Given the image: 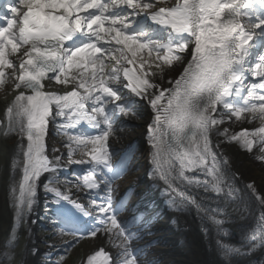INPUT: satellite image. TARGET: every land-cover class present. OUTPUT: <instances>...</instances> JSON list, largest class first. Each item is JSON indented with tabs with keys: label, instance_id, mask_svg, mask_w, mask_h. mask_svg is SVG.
<instances>
[{
	"label": "snow or ice",
	"instance_id": "1",
	"mask_svg": "<svg viewBox=\"0 0 264 264\" xmlns=\"http://www.w3.org/2000/svg\"><path fill=\"white\" fill-rule=\"evenodd\" d=\"M45 81L66 90L47 91ZM9 83L0 116L9 264L41 184L54 195L61 236H105L118 249L113 256L102 244L83 264H145L133 248L140 230L119 220L125 205L114 198L130 157L107 146L123 118L145 115L141 104L151 109L150 175L171 205L193 206L215 227L223 264L264 252V193L254 183L239 188L223 152L236 144L264 164V0H0V90ZM85 122L98 133L82 131ZM244 123L253 127L234 130ZM57 136L66 153L49 149ZM72 164L89 168L62 188L57 173ZM245 193L259 211L237 246L225 224L230 206L247 210Z\"/></svg>",
	"mask_w": 264,
	"mask_h": 264
},
{
	"label": "bare ground",
	"instance_id": "2",
	"mask_svg": "<svg viewBox=\"0 0 264 264\" xmlns=\"http://www.w3.org/2000/svg\"><path fill=\"white\" fill-rule=\"evenodd\" d=\"M172 2H175V0H172ZM54 91L60 92L58 89ZM8 99H11V95L8 96ZM4 101L5 99H0V116L3 114ZM140 107L144 110L145 115L142 118L133 116L123 118L125 123L123 130L117 133L119 138L110 137L107 141L109 150L116 153L118 157H130L129 169L122 175V178L115 182L118 186L117 191L114 193L115 201H123L125 205L118 218L124 225L134 231L136 229L140 230L138 240L141 242L148 234L141 233V229L144 227H150L152 229L151 233L164 231L160 235H153L148 238V242L144 243L145 245H139L138 249L143 250L141 256L145 264H201L203 258L197 231H204L200 225L201 219H204L193 206H188L184 210L174 208L170 203L169 196L165 194L163 182L150 175L152 166L149 156L150 147L147 139V124L150 122L151 109L144 104H141ZM240 127L251 128L253 125L248 123L238 124L234 126V130L238 131ZM52 135V128L49 125V136L51 137ZM8 143L11 144V141H8ZM48 145L49 149H51L53 146L51 139L48 140ZM129 145L132 146L131 149H129ZM223 152L229 157L232 170L239 174L237 186L244 189L246 184L254 183L257 190L264 193V164L255 160L252 153L242 150L236 144L224 145ZM83 167H89V165L84 164ZM76 169L80 170L81 167L77 166ZM65 170L66 168H62L58 172ZM48 175L45 174V176L41 177V180L44 181ZM0 186H4L5 193L6 185L3 178L2 165H0ZM50 194L54 198V195ZM101 194L103 195L104 193L102 192ZM76 197L82 199L81 195L73 196V198ZM245 202L247 203V210H245L244 203L239 204V210L237 211H232L231 206L229 207L230 220L227 225L233 227L237 233V236L230 237L232 244L241 243L240 239L236 240L234 237H242L240 235L241 228H247L252 225L253 219H256L255 216H257L259 211L257 203L247 193H245ZM43 203H45V199L43 192L39 188L37 202L29 223L22 228L25 234L22 249L20 246L12 264H19L20 261L23 264H37L39 257L43 254L44 249L36 246L37 240L33 234L34 229L39 224ZM209 203L211 206H215L214 200ZM48 205L56 210L57 206L52 202ZM53 213L54 211H52ZM10 220L11 218L8 219V222ZM187 221L191 223L188 225ZM134 224L139 225L140 228L131 227ZM193 224L196 228L193 227ZM28 228L31 229L30 232L27 230ZM198 228H201V230ZM8 230L9 227L5 230V227L0 226V264H9L4 259L3 254L6 250L2 246ZM105 241L106 237L100 236V244ZM157 243L162 245L160 249L153 246ZM33 249L37 250L35 254H33ZM117 251V248L112 250V252ZM263 258L264 252L260 250H257L253 255L246 256L247 264H264Z\"/></svg>",
	"mask_w": 264,
	"mask_h": 264
},
{
	"label": "rangeland",
	"instance_id": "3",
	"mask_svg": "<svg viewBox=\"0 0 264 264\" xmlns=\"http://www.w3.org/2000/svg\"><path fill=\"white\" fill-rule=\"evenodd\" d=\"M45 85L48 88H65L63 85L45 81ZM12 88V85L9 83L7 87L4 90H0V99H5V93L10 92ZM52 128V125H50ZM52 134L54 135L53 128H52ZM52 135V136H53ZM52 144L55 145V147L59 148L61 152L66 153V149L63 147L62 144V137L57 136L55 139H51ZM78 155H74V159H78ZM66 160V156H65ZM77 164H72L69 167H67L66 171H61L57 173L58 178L62 181L61 187H64L63 181L67 180L69 182H74L77 179V176L79 175L77 168ZM87 167H82L80 170H85ZM264 173V169H263ZM130 174V173H128ZM125 174V175H128ZM122 178V177H121ZM119 180V179H118ZM44 183L47 182V179L43 181ZM4 186H0V226L5 227V230L11 225V220L8 222V219L11 218V209L7 204V194L4 193ZM40 190L43 192V197L45 199V203L41 206V215L39 216V224H37L36 228L33 231V234L36 237V246L43 248L44 252L39 257L37 264H57V262L63 257V264H82L91 251H93L95 248L101 246L100 244V238H82L79 240L78 243L73 242V237L70 235L67 236H61L60 235V227L56 225L57 221L54 219V216L52 214V211L54 210L51 206L48 204L52 202L54 198L51 197V194L47 191H45L43 184L40 186ZM49 193V194H47ZM72 196L75 195H81L83 201L85 203L88 202V197L86 194L82 192H77L75 189L72 190L70 193ZM167 220V219H164ZM89 224L94 223L93 220H88ZM152 229L150 227H145L142 229V233H148L142 240L141 244H144L147 241L148 238L152 237L153 235H160L164 231H158L151 233ZM24 233L21 229L19 233L18 243L15 248V254H17V251H19L20 246L22 249V243L24 242ZM72 242L71 246L69 243L65 242ZM8 242V233L5 237V240L3 241V247L4 250H6L5 245ZM51 245H55V247H50ZM103 246L109 247L111 250L114 249L108 242L107 237L106 241L103 243ZM155 248L160 249L162 245L160 244H154ZM117 253V252H116ZM114 253V254H116ZM69 257V258H67ZM9 263V262H8ZM14 263V262H12Z\"/></svg>",
	"mask_w": 264,
	"mask_h": 264
},
{
	"label": "water",
	"instance_id": "4",
	"mask_svg": "<svg viewBox=\"0 0 264 264\" xmlns=\"http://www.w3.org/2000/svg\"><path fill=\"white\" fill-rule=\"evenodd\" d=\"M255 218H257V216H255ZM255 220L256 219H253V224L255 223ZM186 223L189 225L191 222L187 221ZM227 224H225V227L230 231V233H231L230 237L236 235L237 233H236L235 229L233 227L227 225ZM200 225H201L202 229H204V231L203 232H198L197 230L196 231L199 234L197 237L199 238V241H200L201 254H202V258H203V262L201 264H223L222 256L220 255L218 248H217V245H216V242H215L216 238H217V233H216L215 227L211 223L207 222L206 220L204 221L202 219H201ZM190 227H191V225H190ZM193 227L196 228V226L194 224H193ZM198 229L201 230V228H198ZM241 229H242L241 230V233H242V231L245 228L243 227ZM230 237H227L225 239L231 243ZM234 239L242 240V237H240V236H239V238L234 237ZM233 244L239 246L241 243L238 242V244L237 243H233ZM236 264H247L246 256L238 257Z\"/></svg>",
	"mask_w": 264,
	"mask_h": 264
},
{
	"label": "trees",
	"instance_id": "5",
	"mask_svg": "<svg viewBox=\"0 0 264 264\" xmlns=\"http://www.w3.org/2000/svg\"><path fill=\"white\" fill-rule=\"evenodd\" d=\"M67 258H69V257H67Z\"/></svg>",
	"mask_w": 264,
	"mask_h": 264
}]
</instances>
